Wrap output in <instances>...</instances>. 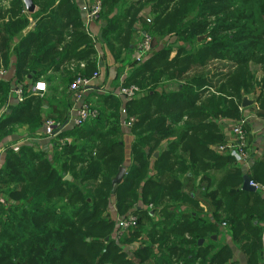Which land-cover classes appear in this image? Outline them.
<instances>
[{"label":"trees","instance_id":"obj_1","mask_svg":"<svg viewBox=\"0 0 264 264\" xmlns=\"http://www.w3.org/2000/svg\"><path fill=\"white\" fill-rule=\"evenodd\" d=\"M102 1V39L115 61L133 68L124 84L138 85L143 94L123 101L102 95L99 115L72 128L63 126L69 85L77 75L98 70L95 41L76 0H34L33 13L24 12L23 0H13L10 14L0 16V66L9 67L15 55V82L24 83L26 92L65 61L79 62L49 94L15 102L0 117V141L24 125L35 134L49 118L63 126L50 138L52 156L31 143L6 149L0 168V264H238L229 244H216V223L186 190L197 179L217 210L226 205L227 230L248 264H264V198L259 190H243L241 165L215 149L227 141L221 120L244 118L245 95L257 94L264 117V78L258 81L252 69L257 65L264 72V0ZM148 4L151 20L140 13ZM31 18L35 24L24 33ZM137 22L158 39L140 62L130 58L140 33ZM163 79L175 88L164 89ZM11 86L0 79V109ZM205 92L212 94L204 97ZM122 105L126 118H136L126 128L134 134L128 165ZM66 136L73 141L62 144ZM123 165L125 176L113 194L112 180ZM262 166L256 162L250 176L264 184ZM112 196L118 217H138L121 235L109 207ZM138 241L145 242L130 256L126 247Z\"/></svg>","mask_w":264,"mask_h":264},{"label":"crops","instance_id":"obj_2","mask_svg":"<svg viewBox=\"0 0 264 264\" xmlns=\"http://www.w3.org/2000/svg\"><path fill=\"white\" fill-rule=\"evenodd\" d=\"M91 1L93 2V0H76L78 6L80 8V14H81L82 21L84 22L85 29L88 32V34L91 36V38L95 41V48L97 50V58H98V71L100 72L99 77L93 81L92 88L87 90L84 93V101L87 102L88 104H90L91 106H94V107H97L98 109H100L99 104L103 103V98L101 96L102 95L103 96L109 95V94L115 95L117 88H119L120 84L124 83V81L130 75L133 68L131 65H123L121 62L115 61L110 49L108 48V46L106 45V43L102 39V35H101L102 28L106 24V21L104 20V18H102V16H100V14H99V16L95 20L90 21V19H88V5L91 3ZM140 1L145 2L146 0H140ZM102 4H103V1H102ZM37 9H38V6L36 5L35 11ZM102 9H103V7H102ZM31 20H32V23L29 25L28 28H26L24 30V33H26L29 29L33 28L35 21L32 18H31ZM140 39L141 38H138V42L140 41ZM135 48L132 52V55L130 56L131 59L135 58V53H136ZM155 48H156V46H155ZM175 54H176V47H174V49L171 53V57H173ZM15 63H16V56L13 55L11 58L9 67L0 66V79L5 80V81H11V85H12L6 105L2 109H0V111H2L3 114L6 112H9L15 104V100H14L12 93H11V90L16 85V82H15V74H16ZM215 63H217V62H215ZM215 63L210 64V65H214ZM78 65H79L78 61H72L71 63L65 61L60 66L59 69L49 71L48 74L51 76V79H50L49 75L47 77L41 78V80L46 83L47 89L43 95H39V96H44L45 94H49L51 91L50 88H52V86H57V85L59 86L60 79L62 77L66 76V74H65L66 70L71 71L74 69L75 66H78ZM38 81H40V80H38ZM32 85H34V84H32ZM161 86H163V88L166 90L173 89V88H175V83L173 84V82L171 80L163 79L161 81ZM159 90H161V88H159ZM212 91L217 92L215 88H212ZM141 94H143V91ZM210 94H212V93L211 92H205L204 97H207ZM245 96H248V98L250 100L254 101V103L249 104L244 108L242 107V103L240 105V107L243 108L242 113H243V117L246 120L245 127H246L247 132H248V140L250 143L252 161L247 166H242L239 163L238 164L241 165V167H242L241 169L244 172L243 176H244V174H248L250 176L252 168L256 162H260V165L261 166L263 165L262 168H264V117L259 115L261 107H260V102L256 99L257 94L250 93V94L245 95ZM71 97H72L70 99L71 104H70V107L68 108V112H67L68 118H67L66 122L64 123L66 128H70V127L72 128L75 125L73 120H71L69 118H70V116L74 117L77 114L76 111H72L73 105H74V100H73L72 95H71ZM118 98L122 101L124 99L121 97H118ZM77 106L79 107V104H77ZM107 106L108 105H106V107ZM45 108H46V112L44 113V115H49V113H51V108H50L48 103L45 104ZM123 108H124V106L122 105L120 108V110H121L120 111V124L122 126V131L124 134L123 137H124L125 149H126L125 150L126 151L125 152L126 157H125L124 163L126 165H128L131 163L129 150H130L132 141L134 140V134L132 132H127L126 126L124 124H122V121H124L126 118L125 117L126 110L124 111ZM99 112H100V110H99ZM90 120H88V121H90ZM221 122H223L226 125L225 126L226 127V134L228 135L229 129H230L232 123H234V120L224 119L223 121L221 120ZM44 130L45 129L40 128L38 131H36L35 134H32L29 132L27 125H24V126L18 127L12 134L8 135L7 137H4L0 141V168L3 166V164L5 162L6 149L9 146L14 147V148H18L20 145H22L24 143H31V144H34V146H36V147H40L42 149L47 150L49 152V155L52 156L54 147L51 144V139L45 135ZM66 138H68L70 140L69 143L73 141V138L71 136H66L65 139ZM158 155H159V151H156L153 158H156ZM153 162H154V160H152L150 175L155 172L154 168H153ZM65 178L72 179V176H71V174H67L65 176ZM250 178H251V176H250ZM243 180H244V178H243ZM199 182H200L199 179H197V180H195V182H193V184L188 183L186 190L188 192L193 191L195 193L197 198L201 201L200 204H201L203 215L207 216L208 219H210L211 221L216 223V226H217L220 233H219V235H214L213 239L215 240V242H217L216 244L218 246L225 244V243L229 244L231 249H232V252H233V260L236 261L238 264H248V259H247V256H246L244 250H242L240 244L234 243V241L230 235V231L227 230V224L225 223V221L223 219L226 215V210H225L226 205H224V207L222 209L217 210L215 208V206L212 204V202L210 201V199H208L205 196L206 184L202 183L199 187ZM241 188L243 190H245L243 188V182L241 184ZM258 190L259 189L246 190V191L255 192ZM259 191H261V196H262V198H264V192L262 190H259ZM233 195H238V194L234 193ZM223 199L225 201L227 200L226 195H223ZM239 201H240V198L237 199V202H239ZM110 202L111 203H110L109 207L111 210V214L114 217H117V219L119 220L121 217L120 216L118 217L116 214L115 196H112V199ZM253 204H254V202L252 200L250 202V205H253ZM262 225H264V221L262 222ZM204 243H205V240L203 239V242L201 244L200 243L199 244L202 245Z\"/></svg>","mask_w":264,"mask_h":264},{"label":"built area","instance_id":"obj_3","mask_svg":"<svg viewBox=\"0 0 264 264\" xmlns=\"http://www.w3.org/2000/svg\"><path fill=\"white\" fill-rule=\"evenodd\" d=\"M101 10V0H93V2L91 1V3L88 5V19H90V21L95 20L99 16ZM153 49L154 46L150 34L145 31L141 32V39L136 45L135 60L138 62L142 61L153 51ZM81 65H83V63H81ZM99 75L100 72L98 70L90 76L79 74L71 81L69 85V90L72 92L74 100L72 111L77 112L74 117L70 116L69 119L73 120L75 125H83L88 120L96 118L100 113L97 107L91 106L84 101V93L92 88L93 81L97 79ZM46 89V83L40 80L37 81L35 85L31 86L27 92L25 90L24 83H18L11 90V93L15 102H22L28 96L43 95ZM141 93L142 89L139 86L135 84L126 85L122 83L120 84L119 88H117L115 95L127 100H132L141 95ZM77 104H79V107ZM240 108L243 109L242 107ZM123 110L125 111L124 108ZM135 121V117L125 118V120L122 121V124H124L126 128L131 129L134 126ZM245 124V118H242L241 120H234V123H232L229 129L227 141L223 144L215 146V149L218 152L231 155L236 160V162L242 166H247L252 161L248 132L245 128ZM44 126L45 135L49 138H54L58 134L59 130L65 126V124L61 128H58L59 125L56 123V121L52 118H49L45 121ZM60 141L62 144H65L70 140L68 138H62ZM251 184L264 192V184L255 182L253 180H251ZM137 221L138 217L136 214H130L128 216L121 217L119 219L120 228L118 230V234L121 235L130 228L134 227L137 224Z\"/></svg>","mask_w":264,"mask_h":264},{"label":"rangeland","instance_id":"obj_4","mask_svg":"<svg viewBox=\"0 0 264 264\" xmlns=\"http://www.w3.org/2000/svg\"><path fill=\"white\" fill-rule=\"evenodd\" d=\"M13 0H0V16H6V15H8V14H10V8H11V2H12ZM135 2H137L136 0H134ZM145 2H150L149 0H147V1H145ZM144 2V3H145ZM102 7H103V4H102ZM108 8V7H107ZM151 10V8H150V4H148V5H146L145 7H143V9H142V11L140 12L141 14H143L146 18H148V20H151L152 18H153V13H152V11H150ZM24 12H26V13H29V12H27L26 11V9H25V11ZM151 12V13H150ZM139 13V14H140ZM213 20H215V18L213 19ZM135 25L137 26V27H139L140 28V33H139V36H138V38H141V32H143L142 31V29L141 28H144V27H146V25L143 23H140V22H137V23H135ZM145 32H147V33H149L150 34V36H151V38H152V42H153V45H154V43L155 42H157L158 41V39L156 38V35H155V33L154 32H152L150 29H148L147 31H145ZM165 43V41L163 42V44ZM180 44H182V43H180ZM252 69L253 70H256V75H257V80L259 81V80H261V79H263L264 78V72H263V70H262V68L260 67V66H257V65H253L252 66ZM3 115V113H2V111H0V117ZM3 196H4V194H3V190H0V199H1V197L3 198ZM146 241V240H145ZM145 241H138V242H136L134 245H130V246H127L126 247V250L128 251V254L130 255V256H133V250L137 247V246H139L140 244H142V243H144Z\"/></svg>","mask_w":264,"mask_h":264},{"label":"water","instance_id":"obj_5","mask_svg":"<svg viewBox=\"0 0 264 264\" xmlns=\"http://www.w3.org/2000/svg\"><path fill=\"white\" fill-rule=\"evenodd\" d=\"M24 4H25V8L27 10V12L32 13L35 11L36 9V4L34 2V0H23ZM204 36H200L199 40H201L202 38H204ZM32 75L29 76V78H31ZM254 103L253 100H250L248 98V96H244L243 101H242V107H246L249 104ZM126 173V166L123 165L120 167L118 173L116 174V176L113 178L112 180V193L114 194L118 188V185L122 182L124 176ZM244 180H243V188L245 190H256L257 188L251 184V178L248 174H244L243 176ZM203 242V239H200L199 243L201 244Z\"/></svg>","mask_w":264,"mask_h":264},{"label":"clouds","instance_id":"obj_6","mask_svg":"<svg viewBox=\"0 0 264 264\" xmlns=\"http://www.w3.org/2000/svg\"><path fill=\"white\" fill-rule=\"evenodd\" d=\"M41 87H42V85H41Z\"/></svg>","mask_w":264,"mask_h":264}]
</instances>
